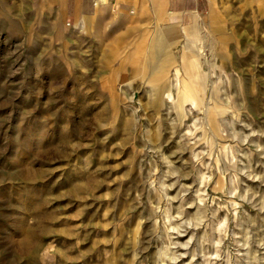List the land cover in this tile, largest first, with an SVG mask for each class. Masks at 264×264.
Here are the masks:
<instances>
[{
  "label": "rangeland",
  "instance_id": "374dc122",
  "mask_svg": "<svg viewBox=\"0 0 264 264\" xmlns=\"http://www.w3.org/2000/svg\"><path fill=\"white\" fill-rule=\"evenodd\" d=\"M0 0V264H264V15Z\"/></svg>",
  "mask_w": 264,
  "mask_h": 264
},
{
  "label": "crops",
  "instance_id": "0c3cea01",
  "mask_svg": "<svg viewBox=\"0 0 264 264\" xmlns=\"http://www.w3.org/2000/svg\"><path fill=\"white\" fill-rule=\"evenodd\" d=\"M44 15L59 16L64 28L76 26L81 18L99 14L102 9L107 15H126L135 11L137 16L152 14L157 20L177 23L182 26L199 25L208 16L212 0H35ZM227 2V0H222ZM245 2L255 15H264V0H237Z\"/></svg>",
  "mask_w": 264,
  "mask_h": 264
}]
</instances>
